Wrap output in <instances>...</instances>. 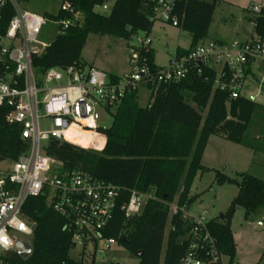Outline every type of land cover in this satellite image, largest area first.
Masks as SVG:
<instances>
[{
	"label": "trees",
	"instance_id": "obj_1",
	"mask_svg": "<svg viewBox=\"0 0 264 264\" xmlns=\"http://www.w3.org/2000/svg\"><path fill=\"white\" fill-rule=\"evenodd\" d=\"M70 1L83 13V23L57 35L42 54L33 57L38 73L85 64L82 51L91 33L129 39L140 31L150 35L155 23L147 0H115L108 14L94 11L103 0ZM217 2L178 0V27L191 34V47L207 38ZM8 20L5 17L4 25ZM256 21L257 34L263 39L264 9ZM186 52L178 50L179 54ZM148 56L156 65L152 48ZM109 76L118 80L115 75ZM216 78L214 69L205 65L194 67L180 82L160 85L145 107L139 104V91L128 93L111 113L112 124L101 129L106 137L101 150L61 143L55 138L48 141L47 154L62 161L65 170L82 169L122 188L105 236L116 238L138 259L137 264H161L162 260L164 264L180 263L189 227L179 214L172 215L164 248L171 204L177 199L180 207L189 210L196 200L192 188L198 173L207 170L202 157L212 135L264 151V140L255 142L260 139L247 133L258 112L257 103L246 97L231 99L227 91L214 88ZM6 115L7 109L0 107V153L17 159L27 149V143L21 137L20 127L10 124ZM238 175L236 179L216 171L219 184L235 183L239 190L228 210L208 223L229 264L237 253L232 229L237 209L245 210L246 219L264 209V179L247 171ZM151 189L155 198L147 201L139 215L127 218L125 204L131 190L149 193ZM23 212L26 219L35 223L32 253L23 258L10 251L4 258L5 264H94L71 255L75 247L72 232L66 228V218L48 204L47 195L30 197ZM262 257L257 264H262Z\"/></svg>",
	"mask_w": 264,
	"mask_h": 264
},
{
	"label": "built area",
	"instance_id": "obj_2",
	"mask_svg": "<svg viewBox=\"0 0 264 264\" xmlns=\"http://www.w3.org/2000/svg\"><path fill=\"white\" fill-rule=\"evenodd\" d=\"M28 1L0 0V107L7 109L6 120L20 127L21 137L27 143V149L17 159L0 153V264H5L8 252L20 251L19 241L29 242L33 250L35 223L26 219L23 210L30 197L42 194L66 218V228L72 232L80 259L94 264H120L109 254L123 246L116 238L106 237L105 231L122 188L82 169L65 170L62 161L47 154L48 141L55 138L61 143L101 150L106 144L101 131L105 127L99 125L101 109L114 112L128 93L141 88H148L152 99L160 85L178 83L201 65L214 70L220 67L215 89L227 91L231 99L254 100L252 95L245 96L243 90L254 62L259 63L261 82H264V39L256 31V18L264 6L254 3L250 7L249 20L255 31L250 39L231 45L215 40L201 41L188 52L177 53L165 65L150 62L148 52L153 42L150 35L139 37L138 45L131 48L130 69L113 81L108 73L86 63L38 73L33 57L42 54L51 44L40 39L44 27L53 23L57 35L63 34L83 23V13L72 1L59 0L57 11L39 14L25 9ZM147 1L152 20L178 27V0ZM107 2L96 4L94 11L108 10ZM5 17H9L6 25ZM41 119L50 120L51 128L41 129ZM74 128L102 138V147L70 138ZM151 198H155L154 189L149 193L131 190L125 204L126 217L139 215ZM173 203L172 215L179 214L189 227L186 251L179 264H224L222 259L228 257L220 251L217 238L208 227L211 219H207V210L193 214L180 207L177 200ZM173 229L176 230L175 226Z\"/></svg>",
	"mask_w": 264,
	"mask_h": 264
},
{
	"label": "rangeland",
	"instance_id": "obj_3",
	"mask_svg": "<svg viewBox=\"0 0 264 264\" xmlns=\"http://www.w3.org/2000/svg\"><path fill=\"white\" fill-rule=\"evenodd\" d=\"M114 2L115 0H108V10L102 11L97 8L96 11L101 14H108ZM254 3H262L264 6V0H218L207 38L211 40L212 35L216 33L231 38L237 32L248 31L250 29L249 9ZM59 7V0H29L25 4L26 10L39 14L46 11H57ZM146 35L145 32L140 31L133 34L129 39H123L109 34L91 33L82 51L83 61L105 72L115 74L127 72L130 69L131 48L138 45L139 37ZM56 36V25L48 23L44 27L40 39L46 43H51ZM150 37L153 41L151 48L155 52L157 65H165L170 58L176 55L177 49L187 48L192 43V37L188 31L160 21H155ZM243 94L247 97L252 95L253 101L258 105V112L251 120L247 133L252 137L259 138L260 140H255V142L261 143V140H264V83L250 75L245 82ZM189 100L192 102L191 99ZM138 101L141 106H148L151 102V91L148 88H141ZM207 112L208 107L203 111L204 118ZM113 118V114L106 109H101L99 125L105 128L109 127ZM40 127L45 130L50 129V120L41 119ZM69 137L95 147H102L104 143L102 138L81 128L72 129ZM208 142L207 149L204 151L205 158L202 161L207 170L198 173L194 181L192 192L197 195V198L189 210L198 215L207 210V219H213L228 210L239 190L235 183L219 184L216 181V171L219 170L236 179H239V172L247 171L264 179V151L257 150L254 153L251 148L224 140L218 135L210 137ZM172 214L171 209L164 248ZM260 221L263 222V226L259 225ZM232 224L237 243L234 262L237 264H257L264 253V209L246 219L245 210L239 207L232 219ZM28 239L30 240V238ZM113 250L115 251L109 256L114 261L120 264H135L136 258L132 257L125 248L117 247ZM71 255L79 258V248H74ZM222 262L227 264L228 258H223Z\"/></svg>",
	"mask_w": 264,
	"mask_h": 264
},
{
	"label": "crops",
	"instance_id": "obj_4",
	"mask_svg": "<svg viewBox=\"0 0 264 264\" xmlns=\"http://www.w3.org/2000/svg\"><path fill=\"white\" fill-rule=\"evenodd\" d=\"M249 11H250V9H249ZM249 23H250V20H249ZM250 25V29L247 31H244L243 33H241V32H237L234 36H232L231 38H229V37H227V36H224V35H220L219 33H216V34H214V35H212V38H211V40L213 39V40H215V41H218V42H220V43H224V44H228V45H231V44H233L235 41H239V42H243V41H246V40H248V39H250L252 36H254L255 35V31H254V28L251 26V24H249ZM264 39V38H263ZM205 40H209V38H206ZM204 40V41H205ZM192 44V43H191ZM191 44H190V46L189 47H187V48H179V49H183V50H188L189 48H191ZM179 49H177V52H176V54L178 53V50ZM92 65V64H91ZM94 66V65H93ZM219 70H220V67L219 66H217L216 68H215V71H216V73H218L219 72ZM106 73H108L109 75H115V76H117V77H120L121 75H123L124 73H122V74H115V73H113V72H106ZM261 75L260 77H259V75ZM250 75H252L253 77H255V78H258V80L261 82V79H262V71H261V69L259 68V63L258 62H254V63H252L251 65H250V67H249V75L247 76V78L250 76ZM247 81V80H246ZM264 83V82H263ZM140 91V90H139ZM212 136H214V135H212ZM211 136V137H212ZM220 138H222V139H224V140H228V139H226V138H224V137H222V136H220ZM228 141H230V140H228ZM233 142V141H232ZM209 143V142H208ZM207 146H208V144H207ZM206 146V147H207ZM249 148V147H248ZM207 149V148H206ZM253 150V149H252ZM254 151V150H253ZM256 151H254V153H255ZM205 153H203V157H202V161H203V159L205 158V155H204ZM203 163V162H202ZM204 165V164H203ZM193 193V192H192ZM260 225V224H259ZM232 226H233V224H232ZM260 226H263V225H260ZM232 229H233V227H232ZM233 234H234V232H233ZM237 244V243H236Z\"/></svg>",
	"mask_w": 264,
	"mask_h": 264
},
{
	"label": "water",
	"instance_id": "obj_5",
	"mask_svg": "<svg viewBox=\"0 0 264 264\" xmlns=\"http://www.w3.org/2000/svg\"><path fill=\"white\" fill-rule=\"evenodd\" d=\"M17 247L20 249V251L17 250L18 253L23 258H28L31 255V253H32V246H31V244L29 242L19 241L17 243Z\"/></svg>",
	"mask_w": 264,
	"mask_h": 264
}]
</instances>
